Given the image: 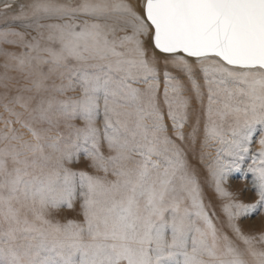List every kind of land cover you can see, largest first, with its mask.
I'll use <instances>...</instances> for the list:
<instances>
[{
	"label": "snow or ice",
	"instance_id": "obj_1",
	"mask_svg": "<svg viewBox=\"0 0 264 264\" xmlns=\"http://www.w3.org/2000/svg\"><path fill=\"white\" fill-rule=\"evenodd\" d=\"M13 19L25 30H0V264H264V234L239 224L264 210V0H32ZM197 143L222 222L185 147ZM76 149L92 172L68 167ZM246 158L252 204L222 187ZM77 198L82 219L53 218Z\"/></svg>",
	"mask_w": 264,
	"mask_h": 264
},
{
	"label": "rangeland",
	"instance_id": "obj_2",
	"mask_svg": "<svg viewBox=\"0 0 264 264\" xmlns=\"http://www.w3.org/2000/svg\"><path fill=\"white\" fill-rule=\"evenodd\" d=\"M32 0H19V2H12L11 8H4V5L0 6V30L4 31H24V21L22 20H16L13 19V17L18 16L20 13V6L21 5H27L31 3ZM62 2H68V3H75L77 0H62ZM33 35L35 33H32ZM4 47L8 48L11 51H17L13 45H4ZM4 63V58L0 57V65ZM4 69L3 67H0V74H3ZM12 77H16L17 80H19L20 85H30L31 81L24 79L20 73L15 71H10L8 73ZM59 83V81H57ZM4 89L0 87V93H2ZM69 95H73L72 93H69ZM76 95H79L77 92ZM59 99H64L65 97H58ZM0 113H3V108L0 107ZM6 115V113H5ZM75 123L80 126L83 124V121L77 120ZM19 127V126H17ZM97 127L100 128L101 133H103L104 130V119H103V107L101 104V110L99 117L97 119ZM0 128H3V123H0ZM26 131V130H22ZM61 131H67L63 127H61ZM259 129H257L254 140H257L259 137ZM55 135V133H53ZM27 138V136H26ZM103 139V136L101 137ZM203 139V133H201V140ZM189 152V159L193 163L194 166H196L199 178L201 181V186L204 192V200L205 203L209 205V207L215 209V215H217L220 218V221L225 220V215L221 209V205L225 202L220 197L219 194L215 191V185L213 178L211 177V174L207 168V164L211 162V160L206 161H200L199 160V152L202 150L200 143H197L196 150L193 151L191 146L186 145L185 146ZM259 144L254 143L252 145L253 153L259 149ZM76 151L80 152L79 159L77 161H74L73 163L69 164L68 167H70L74 171H80L85 170L92 172L93 169L89 167L90 161L87 159V157L83 154L82 150L76 149ZM102 151L105 155H109V151L107 148L106 142L102 144ZM203 151L210 152L211 157L215 158L216 151L215 147H211L208 149H203ZM227 159V158H226ZM251 165V159L246 158L240 165L239 168L231 169L225 176V179L222 183V187H224L227 191L233 194V198L237 201H242L246 204H252L255 203V201L258 199L256 195V191L254 189V176L251 172L248 171L249 166ZM75 207L72 209H69L67 207L62 208L58 211V214H55L53 218L61 220V222H65L69 219H75L80 220L82 219L79 214V204L80 200L77 198L74 201ZM239 224L244 230L246 234L256 235L259 236L261 234H264V210H261L259 208L251 211L247 216H243L239 220Z\"/></svg>",
	"mask_w": 264,
	"mask_h": 264
},
{
	"label": "bare ground",
	"instance_id": "obj_3",
	"mask_svg": "<svg viewBox=\"0 0 264 264\" xmlns=\"http://www.w3.org/2000/svg\"><path fill=\"white\" fill-rule=\"evenodd\" d=\"M12 2H19V0H0V6L4 5L5 3H12Z\"/></svg>",
	"mask_w": 264,
	"mask_h": 264
}]
</instances>
